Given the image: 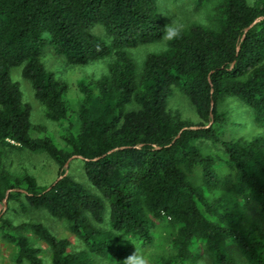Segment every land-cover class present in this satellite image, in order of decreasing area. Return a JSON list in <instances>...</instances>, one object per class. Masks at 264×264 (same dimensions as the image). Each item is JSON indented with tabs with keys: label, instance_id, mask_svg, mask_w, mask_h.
<instances>
[{
	"label": "trees",
	"instance_id": "16d2710c",
	"mask_svg": "<svg viewBox=\"0 0 264 264\" xmlns=\"http://www.w3.org/2000/svg\"><path fill=\"white\" fill-rule=\"evenodd\" d=\"M160 3L0 0V239L17 264H44L38 242L53 264H129L150 247L154 264H264V0H216L168 39ZM165 41L141 66L130 52ZM45 51L72 66L109 58L107 71L73 96ZM14 67L59 140L33 123ZM176 92L196 119L171 106ZM230 123L260 132L227 135ZM12 150L46 153L59 177L42 185L12 171ZM74 159L93 189L64 175ZM15 203L62 220L80 248L42 221H17Z\"/></svg>",
	"mask_w": 264,
	"mask_h": 264
},
{
	"label": "rangeland",
	"instance_id": "374dc122",
	"mask_svg": "<svg viewBox=\"0 0 264 264\" xmlns=\"http://www.w3.org/2000/svg\"><path fill=\"white\" fill-rule=\"evenodd\" d=\"M215 1L216 0H210L208 3L204 4V7L196 10L194 0H161L159 11L167 23L168 30L172 29L175 31L176 29L185 26L189 22L201 19L204 20L207 11L209 10L208 7L214 4ZM169 37L170 34L168 31L166 39ZM165 46L166 41L148 45H140L137 47H131L130 52L137 59L139 66H141L148 52L161 49ZM43 60L48 69L55 71L62 79L69 83L71 88L70 92L73 96H75L76 94L74 91L76 90L79 80L86 76L97 77L102 75L107 71L109 58L99 59L87 65L72 66L65 63V60L61 56H58L53 52L45 51ZM11 75L15 81L19 82L23 94V101L31 107L33 123L36 125L41 124L47 126L51 131L50 134L54 136L56 140H59L60 125L49 120L45 116V108L35 97L34 89L31 83L23 77L21 68L14 67L11 70ZM171 106L181 109L186 117L196 119V115L187 98L180 95L178 92H176L171 98ZM233 115L237 117L238 114H233L232 111L231 116L233 117ZM246 132L247 135H252L253 133L255 134L260 132V129L254 126L252 128L248 127L242 129V125H236V123H230L229 126H227V135L230 134L232 136L240 137ZM72 161V167H69V172H71L84 184L88 185L90 189H93L92 185L86 178L84 164L82 161L79 159H74ZM6 165L9 169L17 173L24 172L25 170L31 172L37 177L39 183L42 185L51 184L60 175L58 164L46 153H34L26 150H12L9 151L7 155ZM8 205L9 203L7 204V208ZM13 205L19 209V214L15 216L17 221H42L56 235L60 237H69L73 242L72 249L77 250L80 248V244L77 243L78 241L76 237L68 231L62 220L51 216L46 211H32L26 214L21 211L19 203H15ZM4 208V201H0V216L3 215L7 210L6 208L4 211ZM157 234H162V230L158 229ZM38 244L43 248L42 257L44 264H53L52 253L48 246L43 242H38ZM153 250H155V248L150 247L143 251L144 253H142V251L138 252L136 256L131 259V263L129 264H136L139 259L141 262H143V264H154V261L152 259L150 260L149 258ZM15 252V248L11 244L0 239V264H17L14 259Z\"/></svg>",
	"mask_w": 264,
	"mask_h": 264
},
{
	"label": "water",
	"instance_id": "95a60500",
	"mask_svg": "<svg viewBox=\"0 0 264 264\" xmlns=\"http://www.w3.org/2000/svg\"><path fill=\"white\" fill-rule=\"evenodd\" d=\"M259 19H260V18H258L257 20H255V22L252 23L251 26L254 25ZM251 26H250V27H251ZM250 27H249V28H250ZM66 167H67V169H66V172H65L64 175H66V174L69 172V162H67ZM60 177H62V176H60ZM4 203H5V208H4V211H5V209L7 208V204H8V196L4 199ZM4 211H3V212H4Z\"/></svg>",
	"mask_w": 264,
	"mask_h": 264
},
{
	"label": "clouds",
	"instance_id": "9594fccd",
	"mask_svg": "<svg viewBox=\"0 0 264 264\" xmlns=\"http://www.w3.org/2000/svg\"><path fill=\"white\" fill-rule=\"evenodd\" d=\"M168 31H169L170 36H176L177 35V33H175L172 29H169Z\"/></svg>",
	"mask_w": 264,
	"mask_h": 264
}]
</instances>
